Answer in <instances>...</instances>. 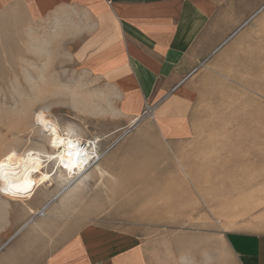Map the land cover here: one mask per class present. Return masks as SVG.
<instances>
[{"label": "rangeland", "instance_id": "rangeland-1", "mask_svg": "<svg viewBox=\"0 0 264 264\" xmlns=\"http://www.w3.org/2000/svg\"><path fill=\"white\" fill-rule=\"evenodd\" d=\"M38 37L42 42L46 31ZM1 40L0 155L43 144L34 121L42 108L82 146L98 137L106 155L129 136L121 140L127 128H115L117 115L107 114L114 102L105 87L66 68L58 54L50 59L47 52L20 50L10 35ZM23 43L27 49V39ZM193 89L177 111L192 128L180 149L164 154L155 135L144 133L119 154V165L106 166L107 179L88 182L67 206L57 203L55 217L36 219L44 223L40 231L18 234L1 252L0 261L11 252L1 264H42L59 240L87 224L124 226L133 239L192 233L197 250L208 236L213 251L223 232L264 234V28L256 36L249 29L228 53L202 67ZM44 191L30 199L34 211L47 202ZM28 215L23 203L0 194L1 245Z\"/></svg>", "mask_w": 264, "mask_h": 264}, {"label": "crops", "instance_id": "crops-1", "mask_svg": "<svg viewBox=\"0 0 264 264\" xmlns=\"http://www.w3.org/2000/svg\"><path fill=\"white\" fill-rule=\"evenodd\" d=\"M261 27L264 0H0L1 42L10 35L20 50L47 52L50 59L58 54L66 68L105 87L114 102L107 114L113 111L120 124L115 128H128L146 105L155 106V119L140 122L116 144L106 166L119 165V154L146 132L155 135L164 154L180 149L192 128L177 111L194 93L195 76L249 29L256 36ZM42 225L22 232L31 235ZM125 229L78 227L42 264H264V234L223 232L213 251L208 236L197 250L192 233L133 239ZM15 237L3 243L0 254Z\"/></svg>", "mask_w": 264, "mask_h": 264}, {"label": "bare ground", "instance_id": "bare-ground-1", "mask_svg": "<svg viewBox=\"0 0 264 264\" xmlns=\"http://www.w3.org/2000/svg\"><path fill=\"white\" fill-rule=\"evenodd\" d=\"M34 121L37 124V132L42 134L43 144L39 147L28 146L21 153H17L14 147H11L0 155V162L4 163V175L0 178V194L3 198H13L23 203L24 210L30 215L13 233L16 236L29 226H39V222L36 221L38 218L55 217L56 204L67 206L72 199L74 201V198L86 192L88 182L91 180L101 181L104 177L110 176L106 169L109 155L98 150L97 144L100 142L98 137L90 142L86 141V144L82 146L77 136L74 138L68 130H62L57 120L49 116L46 108L36 112ZM138 123L139 118H133L127 129L138 127ZM122 130H115L105 139L111 138ZM61 141L64 142L62 148ZM69 142L79 146V160L74 154L75 150L71 157L68 155ZM54 143L55 147H53ZM45 148H49L50 151H46ZM64 164H67V167L63 166ZM52 185L54 188L48 192L47 189ZM35 190L41 193L43 191V194L46 190L45 194L49 195L47 202L37 211H34L33 206L29 204L30 199L39 193ZM3 247L4 244H0V251Z\"/></svg>", "mask_w": 264, "mask_h": 264}, {"label": "snow or ice", "instance_id": "snow-or-ice-1", "mask_svg": "<svg viewBox=\"0 0 264 264\" xmlns=\"http://www.w3.org/2000/svg\"><path fill=\"white\" fill-rule=\"evenodd\" d=\"M64 146V142L61 141V148ZM53 147H55V143L53 144ZM67 147L69 148V153L68 155L71 157L73 155V150H75V156L77 158V160H79V156H80V150H79V146L76 144H73L71 142H69L67 144ZM63 166L67 167V164H64ZM4 175V163L0 162V178H2ZM15 187V186H14Z\"/></svg>", "mask_w": 264, "mask_h": 264}, {"label": "built area", "instance_id": "built-area-1", "mask_svg": "<svg viewBox=\"0 0 264 264\" xmlns=\"http://www.w3.org/2000/svg\"><path fill=\"white\" fill-rule=\"evenodd\" d=\"M154 112H155V108L153 107V106H150V105H146L145 107H144V109H143V112H142V114L140 115V120H142V119H146V118H151V117H153V115H154ZM132 129H127V130H124L123 132H122V135H121V140L125 137V136H127L129 133H130V131H131Z\"/></svg>", "mask_w": 264, "mask_h": 264}]
</instances>
